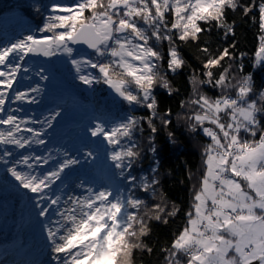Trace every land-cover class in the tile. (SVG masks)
<instances>
[{"label":"snow or ice","instance_id":"snow-or-ice-1","mask_svg":"<svg viewBox=\"0 0 264 264\" xmlns=\"http://www.w3.org/2000/svg\"><path fill=\"white\" fill-rule=\"evenodd\" d=\"M238 9L245 16L254 9L258 11L259 27L264 32V0H71L51 5L52 14L39 29L43 35H28L0 48V87L4 89L0 91V125L7 126L0 130V145L18 149L44 145L47 129L61 115L55 111L41 121L17 115L22 108L6 109L9 92L14 90L29 55L66 56L83 84L108 85L131 108L150 112L147 117L128 115L110 128L96 123L90 129L91 136L103 138L110 146L108 159L124 178L123 188H96L81 182L79 187L86 195H49L53 185L80 164L67 152L54 169L42 175L18 171L17 166L32 169L47 165L51 153L47 158L21 155L8 169L22 188L39 198L36 203L41 216H47L55 206L58 219L45 227L56 264H130L135 251H152L142 239L151 231L148 222L166 224L180 209L167 203L149 206L147 200L136 194L155 197L160 183L154 176L133 174L142 155L136 134L144 131L146 121L150 129L149 148L157 152L152 136L158 132L155 93L159 87L172 94L167 72L176 73L186 65L180 44L199 40L202 33L213 27L222 29L225 37L234 36L227 13ZM76 45L86 46L91 56L77 58ZM200 51L207 56L203 65L205 78L195 71L189 78L194 98L188 105L195 107L186 119L191 131H202L211 143L203 149L204 170L198 186H193V204L186 213V225L164 250L165 261L264 264V91L257 96L250 74L237 78L231 65L222 64L226 57L234 59L229 48L216 56L207 47ZM254 55L257 65L264 64V35L259 37ZM165 65L167 71L162 72ZM240 68L242 71V65ZM213 69L219 71L214 73ZM41 79L47 80L48 76L41 75ZM202 85L219 89L220 94L209 96L201 91ZM40 92L38 86L27 92L16 91L14 99L37 103L32 94ZM37 123L40 129L30 126ZM161 123L167 126L171 120L162 118ZM13 155L5 147L0 163H9ZM85 156L95 158L92 151ZM33 160L35 164L30 163Z\"/></svg>","mask_w":264,"mask_h":264},{"label":"trees","instance_id":"trees-1","mask_svg":"<svg viewBox=\"0 0 264 264\" xmlns=\"http://www.w3.org/2000/svg\"><path fill=\"white\" fill-rule=\"evenodd\" d=\"M241 2L249 3L250 0ZM54 3H71V0H0V20L10 14L17 15L29 28H35L36 34L40 36L43 33L39 29L43 28L46 17L52 14L51 5ZM253 16L256 18L253 19ZM227 21L234 27V36L225 37L222 29L213 27L211 31L202 33L199 40L180 44L186 65L176 73L167 72L173 88L172 94L169 95L166 89L157 87L155 94L158 115L155 124L158 132L152 134L157 152L153 153L149 148L150 129L146 121L143 124L144 131L136 134L142 155L134 165L133 174L148 178L154 176L160 181L156 186L155 197L141 192L136 194L147 200L149 206L153 203H167L169 207L175 206L180 210L175 216L169 217L166 224L155 220L148 222L151 231L142 239L152 251H135L130 264H166L164 250L170 247L186 225V213L192 208L193 186H198L204 170L203 149L211 143L210 138L202 131H191L190 122L186 119L187 114L192 113L190 107L188 108V101L194 98L189 78L193 71L200 78H205L203 65L207 56L200 49L207 47L209 53L216 56L224 48H229L234 59L226 57L222 64L225 67L231 65L230 70L237 78L250 74L257 96L259 91H264V64L257 65L254 62L259 37L264 35L259 27L258 11L254 9L247 16L239 9L236 12L229 11ZM233 44L234 48L231 47ZM90 55L91 53L87 56ZM161 71H167L166 65ZM218 71L219 69H213L214 73ZM64 80V83L68 82L73 87V92L78 96L75 98L90 107L96 115L97 123H105L106 128L112 127L128 115L147 117L150 114L149 110L143 108H131L121 98L114 99L103 83L92 86L83 84L77 78L74 69L70 70L68 78L65 77ZM201 91L213 97L220 94L219 89H213L208 85H202ZM162 118L170 119L171 124L163 125ZM169 133H173V136L170 137ZM94 139L96 140L91 141L90 151L95 158H87L83 164L84 170L81 173L83 183L88 186L97 184L96 188L104 185L125 187L124 178L108 159L110 146L103 138ZM7 182L9 183L0 177V264H52L46 258L49 248L36 242H26L18 231L25 212L29 213L30 206L27 202L38 197L31 193L26 197L22 190L18 191L16 185L10 186Z\"/></svg>","mask_w":264,"mask_h":264},{"label":"rangeland","instance_id":"rangeland-1","mask_svg":"<svg viewBox=\"0 0 264 264\" xmlns=\"http://www.w3.org/2000/svg\"><path fill=\"white\" fill-rule=\"evenodd\" d=\"M23 21L24 20L19 19L17 15L12 14L0 20V48L7 47L20 39H24L28 35H37L36 29L32 27L29 28ZM79 53H77V51L75 53L77 58L89 55H80ZM15 62L16 61H13V63ZM23 69H27V71ZM71 69L74 68L66 56H54L51 62L44 63L41 59H34L29 55L23 62L22 70L17 77V82L14 84V90L9 92L10 99L5 107L6 109L22 108L23 111L16 113L17 115L42 121L46 116H50V114L55 111L61 112V115L53 121L52 127L47 129L43 137L46 144L33 145L25 149H18L11 145H0V155L3 154L5 147L14 153L13 157L9 158V163H0V177L9 181V183L7 182L8 185H16L19 188L18 191L22 190L26 197L31 192L22 188L19 181L11 175L8 169L14 165L15 161L19 159L21 155H38L47 158L49 153H51V159L47 165L40 164L32 169H28L22 164L17 166L18 171L42 175L54 169L56 164L64 158L63 154L65 152L79 159L80 164L74 166L70 171H67L66 174L63 175L62 180L57 181L52 189L49 190L48 194L53 197L59 195L64 198L68 195L80 196L87 194L79 185L81 182H84L81 178V173H83L84 170L83 164L87 160L85 153L90 151L91 141L96 140L94 139L96 137L91 136L90 129L95 127L98 121L96 115L93 114V110L85 106L82 100L75 98L78 96L73 92V87L68 82L64 83V79L65 77L68 78ZM2 70L7 71V69ZM93 74L97 73L94 72ZM41 75H47L48 79L42 80ZM37 86L41 89V92L32 94L36 96L37 103L29 104L15 101L14 97L16 91L27 92L31 88ZM105 87L114 99H120L108 85H105ZM0 91H4V89L0 87ZM189 107L188 105V108ZM194 107L195 106H191L190 109L192 110ZM187 116L189 115L187 114ZM30 126L36 129L41 128L39 123ZM6 127L7 126L0 125V130H6ZM25 135L30 134L25 133ZM81 145H83V147H80ZM30 163L35 164V161H30ZM96 185L97 184L90 186L96 187ZM38 199L39 198L31 199L27 202L30 206L29 213L25 212L26 214L20 221L18 231L21 237L24 236L23 238L26 242H36L49 248L46 258H48V262L50 261L52 264H56L53 259L55 254L52 252L51 242L47 238V230L45 227V225L52 226L51 222L58 219L55 206L49 210L47 216H41L39 214L40 209L36 203Z\"/></svg>","mask_w":264,"mask_h":264},{"label":"water","instance_id":"water-1","mask_svg":"<svg viewBox=\"0 0 264 264\" xmlns=\"http://www.w3.org/2000/svg\"><path fill=\"white\" fill-rule=\"evenodd\" d=\"M77 51L80 53H84V54H90L91 50L88 49L86 46L84 45H76L75 46ZM32 56V55H31ZM33 58H40L42 62L44 63H49L52 61V57H43V56H32Z\"/></svg>","mask_w":264,"mask_h":264},{"label":"flooded vegetation","instance_id":"flooded-vegetation-1","mask_svg":"<svg viewBox=\"0 0 264 264\" xmlns=\"http://www.w3.org/2000/svg\"><path fill=\"white\" fill-rule=\"evenodd\" d=\"M34 59H38V60H40V58H34Z\"/></svg>","mask_w":264,"mask_h":264}]
</instances>
